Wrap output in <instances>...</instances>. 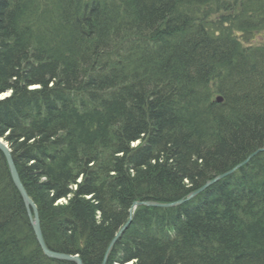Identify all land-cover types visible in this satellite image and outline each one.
I'll list each match as a JSON object with an SVG mask.
<instances>
[{"label": "trees", "instance_id": "16d2710c", "mask_svg": "<svg viewBox=\"0 0 264 264\" xmlns=\"http://www.w3.org/2000/svg\"><path fill=\"white\" fill-rule=\"evenodd\" d=\"M2 92L45 244L100 264L134 201L264 149V0H0ZM0 264H75L42 253L1 151ZM107 264H264V150L136 207Z\"/></svg>", "mask_w": 264, "mask_h": 264}, {"label": "water", "instance_id": "95a60500", "mask_svg": "<svg viewBox=\"0 0 264 264\" xmlns=\"http://www.w3.org/2000/svg\"><path fill=\"white\" fill-rule=\"evenodd\" d=\"M262 150L263 149H259V150L255 151L254 153L249 155L246 160L237 164L236 167H240L241 165L245 164L247 162V160L252 155H255L256 153H258L259 151H262ZM0 151L3 154L5 161L7 163L11 179H12L15 187L19 191L21 197H22V200H23L24 205H25L26 210H27L26 214L31 221V224L33 226V232H34L35 238H36L37 243L39 244L40 248L49 257L59 258V259L62 258V259L74 262L75 264H82L81 259L76 255H66V254L50 251L47 249V247L45 246V243H44L43 236H42V232H41V228H40V221H39V216L37 213L36 206L34 205L33 201L31 200V198L26 193L25 188H24L23 184L21 183V180L19 178V174L17 172L16 166H15L13 158H12L11 149L9 148L7 142H5L1 137H0ZM211 183L212 182H209V183L205 184V186L209 185ZM205 186L203 188H205ZM203 188H201L200 191L203 190ZM181 203H183L182 200L172 202V203H165V204L150 202V201H135V202H133L130 211L132 210V208L138 207L140 205H144L146 207L167 208V207H173V206L179 205ZM30 209L32 210V213L30 212ZM129 223H130V219L127 220V222L125 224H123V226H121V228L116 233L115 237L112 239L111 243L112 242L114 243V241L121 235V233L125 230V228L128 226ZM109 248H110V246H109Z\"/></svg>", "mask_w": 264, "mask_h": 264}, {"label": "bare ground", "instance_id": "6f19581e", "mask_svg": "<svg viewBox=\"0 0 264 264\" xmlns=\"http://www.w3.org/2000/svg\"><path fill=\"white\" fill-rule=\"evenodd\" d=\"M35 88H37V86L36 85H33V86H31V89H35ZM8 95V94H7ZM6 95V96H7ZM3 97H5L4 96V94H0V98H3ZM3 139V138H2ZM4 140V139H3ZM264 150V149H263ZM262 150V151H263ZM259 153V152H258ZM251 155V154H250ZM253 156V155H252ZM251 156V157H252ZM250 157V158H251ZM249 158V159H250ZM248 159V160H249ZM247 160V161H248ZM244 165V164H243ZM243 165H241L240 167H236V166H234V167H232V168H230L228 171H225V172H222L221 174H217V175H215V176H213L211 179H209V180H207L203 185H201L200 187H198V189H196V190H192V191H190L185 197H183V198H180V199H178V200H176V201H179V200H182L183 201V203L184 202H186V201H190L191 199H193L195 196H197V195H199L202 191H204L206 188H208L210 185H219L220 183H223V182H226L227 181V179L229 180V179H232V178H234L235 176H238V173H239V168H241ZM209 182H212L211 184H209V185H206L205 186V184H207V183H209ZM205 186V188H203ZM201 188H203V190H201L200 191V189ZM60 201V200H59ZM176 201H173V202H176ZM135 202V201H134ZM150 202H156V201H150ZM34 203V202H33ZM61 203V202H60ZM156 203H161V204H165V203H172V202H156ZM133 204V203H132ZM182 204V203H181ZM181 204H179V205H181ZM34 205H35V203H34ZM25 206V205H24ZM36 206V205H35ZM132 206V205H131ZM140 206H143V207H146V206H144V205H140ZM176 206H178V205H176ZM173 207H175V206H173ZM156 208H163V207H156ZM167 208H170V207H167ZM36 209H37V206H36ZM130 209H131V207H130ZM130 209H129V214H130V217H129V219L131 218V214H132V212L136 209V207H134V208H132V210L130 211ZM25 210H26V207H25ZM27 211V210H26ZM30 212L32 213V210L30 209ZM37 213H38V210H37ZM28 217V216H27ZM28 219H29V217H28ZM128 219V220H129ZM29 222H30V224H31V221H30V219H29ZM129 225V224H128ZM31 228H32V230H33V226H32V224H31ZM40 228H41V226H40ZM126 229V228H125ZM41 232H42V230H41ZM118 232V231H117ZM116 232V233H117ZM34 233V232H33ZM123 233V232H122ZM121 233V234H122ZM116 235V234H115ZM115 235H114V237H115ZM35 236V235H34ZM42 236H43V234H42ZM121 236V235H120ZM119 236V237H120ZM113 237V238H114ZM118 237V238H119ZM112 238V239H113ZM118 238L114 241V243L118 240ZM36 239V238H35ZM44 239V238H43ZM37 241V240H36ZM112 241V240H111ZM111 241H110V243H111ZM44 243H45V241H44ZM109 243V246H110V248H109V246H108V248H107V252L105 253V255L103 256V259L101 260V262H100V264H107V259H108V253H109V251L111 250V248H112V246H113V242L110 244ZM38 244V243H37ZM38 246H39V244H38ZM45 246L47 247V245L45 244ZM39 248H40V246H39ZM41 249V248H40ZM47 249L48 250H50V251H53V250H51V249H49L48 247H47ZM41 251H42V253L46 256V257H48V258H50V259H54V260H57V261H68V260H65V259H59V258H53V257H49V256H47L44 252H43V250L41 249ZM54 252H56V251H54ZM58 253H60V252H58ZM62 254H66V253H62ZM66 255H69V254H66ZM76 256H78V254H76ZM79 257V256H78ZM81 263L83 264V262L81 261Z\"/></svg>", "mask_w": 264, "mask_h": 264}, {"label": "rangeland", "instance_id": "374dc122", "mask_svg": "<svg viewBox=\"0 0 264 264\" xmlns=\"http://www.w3.org/2000/svg\"><path fill=\"white\" fill-rule=\"evenodd\" d=\"M9 94L8 92H2V93H0V94H4V96H6L5 94ZM4 98V97H3ZM0 99H2V98H0ZM248 158V157H247ZM61 202H64V200L63 201H61ZM140 207V206H139Z\"/></svg>", "mask_w": 264, "mask_h": 264}, {"label": "snow or ice", "instance_id": "6c2138e0", "mask_svg": "<svg viewBox=\"0 0 264 264\" xmlns=\"http://www.w3.org/2000/svg\"><path fill=\"white\" fill-rule=\"evenodd\" d=\"M5 95H7V93Z\"/></svg>", "mask_w": 264, "mask_h": 264}]
</instances>
